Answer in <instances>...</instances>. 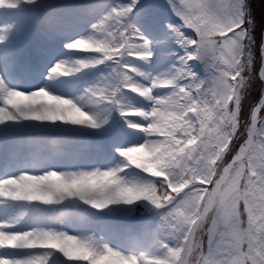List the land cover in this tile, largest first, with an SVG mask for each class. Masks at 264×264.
<instances>
[{"label":"snow or ice","instance_id":"1","mask_svg":"<svg viewBox=\"0 0 264 264\" xmlns=\"http://www.w3.org/2000/svg\"><path fill=\"white\" fill-rule=\"evenodd\" d=\"M0 264H264V3L0 0Z\"/></svg>","mask_w":264,"mask_h":264},{"label":"trees","instance_id":"2","mask_svg":"<svg viewBox=\"0 0 264 264\" xmlns=\"http://www.w3.org/2000/svg\"><path fill=\"white\" fill-rule=\"evenodd\" d=\"M252 2H253V8L255 9L256 14L259 15L260 5L264 3V0H252Z\"/></svg>","mask_w":264,"mask_h":264}]
</instances>
